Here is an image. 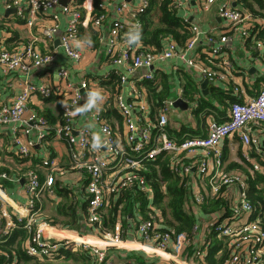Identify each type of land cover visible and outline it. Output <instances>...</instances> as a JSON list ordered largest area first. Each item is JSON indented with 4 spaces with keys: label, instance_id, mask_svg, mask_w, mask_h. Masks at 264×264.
Listing matches in <instances>:
<instances>
[{
    "label": "built area",
    "instance_id": "2783aa9c",
    "mask_svg": "<svg viewBox=\"0 0 264 264\" xmlns=\"http://www.w3.org/2000/svg\"><path fill=\"white\" fill-rule=\"evenodd\" d=\"M217 1L203 0L201 9L208 10ZM1 4L13 9L20 22L34 28L40 16L52 12L59 0H0ZM182 4L181 0H174L176 8H181ZM78 6V0H72L71 5L65 8L72 17L60 38L67 57L75 63L82 59L77 36L80 26L84 24ZM148 6L149 0H139L135 8L125 2L116 6L117 15L111 21L106 40L107 57L109 63L117 67L114 73L120 83L113 95L112 106L108 103L107 93L89 79H83L77 86L69 83L62 102V121L55 127L38 112L29 111V103L35 94L46 100L62 94V91L51 84L36 85L29 81V77L34 70L55 61V55L43 53L37 43L55 38L58 16L54 14L50 26H43L39 35H33L29 41L20 43L15 49L10 50L0 44V69L5 73L15 72L26 77L24 86L11 102L0 101V125L12 127L19 147L18 153L24 158L31 154L36 144L45 142L54 132L55 138L66 143L70 164L68 168H63L51 156L45 157L42 165L50 170L45 180H41L35 171L26 172L28 199L23 212H11L0 204V255L4 254L1 243L21 228L28 234L25 251L29 256L40 259L53 257L62 248L79 243L88 255L94 257L96 264H134L133 260L118 262L115 255L109 254L110 249L129 250L127 244L138 242L126 239L122 221L123 211L132 201L135 238L145 248L149 247L155 255H159L158 264H171L170 260H175L177 264H208L205 255L213 247L214 233L218 238L226 237L228 241L230 254L224 264H264V221L261 214H255V206L248 198L249 175L264 174V86L253 97H247L241 87L234 86L231 92L235 99L230 104L226 119H209L205 136H171L168 114L176 99H165L154 117L147 91L139 89L137 82L155 83L156 64L175 57L183 58L189 68L211 83L220 74L202 60L188 57L204 33L195 25L191 26L192 36L183 48L172 38L165 40V47L160 51L141 44H129L128 31L141 27L138 16ZM86 9L90 12L93 10L91 2ZM126 12L133 13L131 22L124 18ZM218 14L225 21V27L222 31L206 34L212 45L208 54L211 58H219L227 44L235 38L248 40L254 27L255 19L251 13L228 3L220 5ZM183 20L188 22L186 17ZM105 21V15L97 16L94 18V26L101 27ZM262 45L264 43H259V46ZM141 69L145 72L132 82V95L125 98L121 86L127 84L128 73ZM58 75L65 80L69 71L62 67L58 69ZM92 90H99L103 99L97 107L87 110L90 123L78 125L83 102ZM183 99L188 104L194 103L190 99ZM110 107H113L118 119L108 116L107 110ZM19 127H23L21 133H18ZM32 131L36 132L35 139L23 137ZM236 138L241 143V160L247 173L228 171L225 168L224 150L220 143L222 140ZM168 157L169 170L177 177L179 184L189 191L190 200L185 203L188 214L195 216L192 205L197 208L216 197L225 199L227 203V208L208 214L204 222H199L196 214L197 222L191 236L185 234L174 237V230L168 226L166 216L155 203L157 189L149 175L153 168L159 167L160 161ZM69 170L83 172L86 180L85 223L92 235H82L78 240H69L53 232L47 233L45 226L49 223L39 221L41 197L45 194L51 199L56 198V175H63ZM156 176L159 179L162 177L159 168ZM0 177L8 178L4 172ZM159 184L160 191L166 195L167 183L161 181ZM118 199V217L114 227L108 229L105 215L112 208L113 200ZM200 230L204 237L198 244L196 234ZM85 237L95 238L99 243L93 244ZM189 247L193 248V252L182 255Z\"/></svg>",
    "mask_w": 264,
    "mask_h": 264
},
{
    "label": "crops",
    "instance_id": "0c3cea01",
    "mask_svg": "<svg viewBox=\"0 0 264 264\" xmlns=\"http://www.w3.org/2000/svg\"><path fill=\"white\" fill-rule=\"evenodd\" d=\"M181 1L183 4L179 10L182 17H186L191 25L197 26L200 31L204 32L200 35L195 49L188 53V57L200 59L207 65H210L220 74V77L214 83L209 82L205 90L202 87V83L207 78H204L193 69L189 68L183 58L175 57L165 63L156 64V80L160 77L159 79L161 81L163 75L167 77L160 85L162 91L165 93V95L162 94L165 96L164 100H177L182 97L180 99L186 102L183 98L190 99L191 97L186 96L184 92L189 79L193 81L199 89V93L194 95L195 99H190L194 101L192 112L198 118L196 122L190 121L182 124L180 128H177L175 123H179L175 116L188 113L189 111L173 106L168 114L170 134L176 138L183 132H187L186 134H189V132L203 133L204 130L207 132V125H204L205 120L203 114L199 115L203 122L199 121V116L195 114V110L198 107V99L200 101H209V103L215 107V114H217L218 110L220 113H223V115L226 113L224 116L217 114L218 117L225 120L230 104L235 99V96L231 92L234 86L241 87L247 97L255 96L264 86V45L259 46V43H264V11H262L263 13L260 12L257 16L253 15L255 19L253 21L254 27L251 29L252 35L248 40L235 38L227 44L219 58H211L208 54L212 45L208 42L206 34L210 31L219 32L224 29L225 21L219 17L218 9L223 3H228L233 7L239 8L237 0H218L210 6L208 10L204 11L201 9L203 0ZM71 2L72 0H59L58 6L52 10V12L49 11L48 15L40 16L34 28H29L24 23L20 22L16 18L13 9H9L5 4L0 5V44H3L10 50L15 49L20 43L29 41L33 35H39V31L43 26H50L53 23L52 16L54 14L58 16V32L55 38L52 41L37 43V46L43 53L54 54L55 61L48 66L34 70L29 77V81L36 85L51 84L56 87V89L62 91V94H56L46 100L40 95L35 94L31 97L29 103V111L33 110L44 116L52 127L57 126L62 121V102L66 97L65 94L68 91L67 84L69 83L77 86L83 79H89L100 90L107 93L109 97L108 103L112 106L113 95L117 91V86L120 83L114 73L117 67L109 63L106 52V40L109 34V26L117 15V5L125 2L128 3L130 7L135 8L139 0H101L102 6H100L104 10L103 15L106 16V21L101 27L94 26V18L97 16L94 14L93 1L80 0L81 4L78 6V10L82 14L84 24L80 26L77 36V44L82 51V59L78 63H75L67 57L60 42L61 35L67 28L69 19L72 17L70 12L65 11V8L69 7ZM90 2L93 7L91 12L86 9V7L89 8ZM158 14L156 13L154 18H157ZM132 15V12H126L124 18L131 22L133 20ZM153 49L157 50L156 48ZM162 49L163 48L160 50ZM206 60H209L210 64H208ZM62 67L67 68L69 71V76L65 80L61 79L58 75V69ZM144 72L145 70L141 69L128 73L127 84L121 86V93L125 95V98L128 99V97H131L132 82ZM25 82L26 77L22 74L15 72L5 73L0 69V101L6 103L11 102L15 94L21 91ZM137 85L139 89L147 91L144 82H137ZM212 87L217 89L215 95L210 91ZM182 90L183 93H181ZM86 103L87 99L84 100L82 109ZM112 110L113 107L107 110V113L109 112L108 116L118 119L117 113ZM158 111L159 109L156 110L153 108L154 117L157 116ZM210 116L207 117V120L215 119V115L211 114ZM89 123L88 111L81 110L77 124L87 125ZM22 129L23 127H19L18 133H21ZM23 137L35 139L36 132L32 131L30 134ZM220 144L224 150V164L226 170L247 173V168L241 160L242 152L240 141L237 138L234 140L227 139L222 140ZM18 149L19 147L16 143L12 127L0 125V174L4 172L7 173L8 176L6 179L0 177V204L11 212H23L26 207L28 199V194L25 189L26 172L35 171L39 174L41 180H45L50 170L42 165V160L47 156L54 158L63 168H68L70 165L66 143L55 138L54 132L48 136L45 142L36 144L31 150V154L26 158L19 155ZM239 164L242 165L243 168ZM84 175L83 172L75 170H69L63 175L57 174L55 184L56 198L51 199L45 194L41 197L40 204L42 212L39 221L49 223L45 226V231L47 233L53 232L55 235L66 236L67 238H79L82 235H92V231L86 227L85 223L86 180ZM202 206L194 208L195 206L192 205V211L195 209V216L197 214V220L199 222H204L208 217V214L203 213ZM71 207L76 210L80 217L81 222L78 223L81 224L80 226H76L77 224L72 223L70 219L64 215L71 211ZM134 213V211L130 213L128 215V220L125 222L124 215H126V213L124 212L122 221L126 230V239L136 240L138 242L127 244L129 250L117 251L115 249H110L109 254L115 255L118 262L133 260L134 264L136 262H138L136 264H158L160 260L159 255L156 254V257L153 255H146L145 252H143L145 246L140 240L135 238L134 217L132 215ZM49 219L59 223L61 220L65 221L67 224L63 226L65 228L63 232H59L58 230L60 224L47 221ZM203 237V232L200 230L196 234V238L201 243ZM85 238L93 244L99 243V240L95 238ZM214 240L215 239H213V241ZM220 251L221 248H219L217 253L219 254Z\"/></svg>",
    "mask_w": 264,
    "mask_h": 264
},
{
    "label": "trees",
    "instance_id": "16d2710c",
    "mask_svg": "<svg viewBox=\"0 0 264 264\" xmlns=\"http://www.w3.org/2000/svg\"><path fill=\"white\" fill-rule=\"evenodd\" d=\"M237 2L239 9L249 12L254 16H257L260 12L263 13L262 11H264V0H237ZM100 3L101 0L93 1L95 16H101L104 14V10L100 6ZM80 4L81 2L78 0V5ZM156 13L159 14L157 18H154ZM138 18L141 23V27L139 28V40L135 44H141L144 47L149 46L160 50L164 47L165 40L167 38H172L178 43L179 46L183 47L188 39L192 36V25L189 22H185L183 20L184 18L182 17L180 10L174 6V0H149V6L147 10L141 13ZM129 33L130 31H128V34ZM206 62L210 64L209 60H206ZM159 78L160 77L157 78L155 83L144 82L147 88L149 101L156 110L162 106V102L165 97L162 94L165 95V93L162 91L160 85L165 81V79H167V77L166 75H163L161 81ZM210 91L215 95L217 89L212 87ZM184 92L186 96L191 97L190 99L193 100L195 99L194 95L199 93V89L197 85L189 79L188 85ZM221 94L224 95L223 93ZM214 109L215 107L211 105L209 101H200L198 99V107L195 110V114L198 116L200 114H204L203 116L205 117L213 114L215 115L214 117L217 121H223L224 119L218 117L217 114L224 116L226 113L223 115V113H220L218 110L219 113L217 111V114H215ZM199 119L203 122L200 116ZM186 133L187 132L181 133L177 138H183ZM206 133L207 132L204 130L203 133L189 132L188 135L205 136ZM168 165L169 157L164 161L159 162L158 168L161 170V179L156 176L158 168H153L152 174L149 175V177L153 178L152 183L157 189L155 203L166 216L168 226L174 230V237L185 234L191 236L197 221L194 215H190L185 211V203L189 202L190 194L188 189L179 184V180L174 174L171 173ZM240 166L242 167V165ZM161 181L166 182L168 185V193L166 195L160 191L159 183ZM248 198L255 206V214H261V219L264 221V174H255L254 176L249 175ZM119 203V199L115 201L113 200L112 208L109 209L108 215H105V225L108 229H112L114 227V222L118 217L117 207ZM222 208H227L226 200L221 197H216L211 199L208 204L203 205L202 211L205 214H211L212 212ZM124 212L126 213V215H124V220L126 222L128 220V215L133 213L132 201H129V205L125 207L123 214ZM64 215L69 218L72 223L77 224L76 226L81 225L78 224L81 222L80 217L73 207H71V211L69 213ZM212 236L213 239H215L213 247L215 245L216 246L214 248L211 247V251L205 255V261L208 264H224L230 254L227 245V238H218L216 233L212 234ZM27 238L28 234L23 229L18 228L12 236L3 241L1 246L4 254L0 255V264H55L52 263V260L59 262L62 258L64 261L69 259H79L81 262L96 264L94 257L88 255L83 249V246L79 245V243H73L68 247L62 248L58 254L53 257H44L43 259H40L35 256H29L25 251ZM219 248H221V251L218 254L217 251ZM188 251L189 253H192L193 248L189 247Z\"/></svg>",
    "mask_w": 264,
    "mask_h": 264
},
{
    "label": "rangeland",
    "instance_id": "374dc122",
    "mask_svg": "<svg viewBox=\"0 0 264 264\" xmlns=\"http://www.w3.org/2000/svg\"><path fill=\"white\" fill-rule=\"evenodd\" d=\"M192 109H193V105L192 104H188V106H187V110H189V112L188 113H185V114H180L179 116H175V118L176 119H178V123L179 124H176L175 123V126L177 127V128H180L181 127V125L182 124H185V123H188V122H190V121H193V122H196V119H198L195 115H194V113L192 112ZM204 115V114H203ZM204 120H205V122H204V125L206 126L207 125V121L209 120H207V117H205L204 116ZM199 121H201L200 119H199ZM47 221H49V222H51L52 221V223H58V224H60L59 225V232H63V230L65 229L63 226L65 225V224H67V223H65V221H63V220H61L60 221V223L59 222H57V221H55V220H52V219H49V220H47ZM62 227V228H61ZM61 234V233H60ZM68 239H70V240H78L79 238H77V237H70V238H68ZM200 242H198V244H199ZM177 244H178V239H176V241H175V247L177 248L178 246H177ZM146 250L145 251H143V252H145V254L146 255H153L154 257H156L155 256V253H153L150 249H149V247H146L145 248ZM179 252L181 253V251L179 250ZM187 253H189V251H186V252H184L182 255H186ZM190 254V253H189ZM170 262H171V264H177V263H175V260L173 261V260H170ZM52 263H55V264H89L88 262H81L79 259H69V260H67V261H64L63 260V258L61 259V261H59V262H56V261H54V260H52Z\"/></svg>",
    "mask_w": 264,
    "mask_h": 264
},
{
    "label": "clouds",
    "instance_id": "9594fccd",
    "mask_svg": "<svg viewBox=\"0 0 264 264\" xmlns=\"http://www.w3.org/2000/svg\"><path fill=\"white\" fill-rule=\"evenodd\" d=\"M139 40V29L136 28L127 36V41L129 44L136 43ZM103 99L102 93L99 90H92L88 93L87 103L82 110L94 109L97 107L98 103Z\"/></svg>",
    "mask_w": 264,
    "mask_h": 264
},
{
    "label": "water",
    "instance_id": "95a60500",
    "mask_svg": "<svg viewBox=\"0 0 264 264\" xmlns=\"http://www.w3.org/2000/svg\"><path fill=\"white\" fill-rule=\"evenodd\" d=\"M12 11V10H11ZM209 81L207 79L204 80L202 83V87L206 90L208 86ZM174 106L180 107L182 109H187L188 103L184 102L182 99L175 100Z\"/></svg>",
    "mask_w": 264,
    "mask_h": 264
},
{
    "label": "bare ground",
    "instance_id": "6f19581e",
    "mask_svg": "<svg viewBox=\"0 0 264 264\" xmlns=\"http://www.w3.org/2000/svg\"><path fill=\"white\" fill-rule=\"evenodd\" d=\"M70 240V239H69Z\"/></svg>",
    "mask_w": 264,
    "mask_h": 264
}]
</instances>
